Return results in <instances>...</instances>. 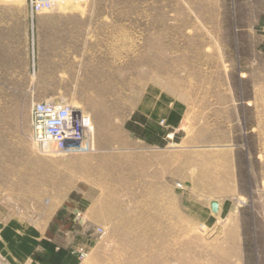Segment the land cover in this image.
Returning a JSON list of instances; mask_svg holds the SVG:
<instances>
[{"label": "rangeland", "instance_id": "obj_1", "mask_svg": "<svg viewBox=\"0 0 264 264\" xmlns=\"http://www.w3.org/2000/svg\"><path fill=\"white\" fill-rule=\"evenodd\" d=\"M51 101L82 113L87 149H42ZM33 247L264 264V0H0V264Z\"/></svg>", "mask_w": 264, "mask_h": 264}, {"label": "built area", "instance_id": "obj_2", "mask_svg": "<svg viewBox=\"0 0 264 264\" xmlns=\"http://www.w3.org/2000/svg\"><path fill=\"white\" fill-rule=\"evenodd\" d=\"M59 0H29L30 15L51 11ZM31 125L36 140L54 145L60 154L83 151L88 148L89 124L80 111L63 102H43L32 109ZM82 256V250H79Z\"/></svg>", "mask_w": 264, "mask_h": 264}, {"label": "crops", "instance_id": "obj_3", "mask_svg": "<svg viewBox=\"0 0 264 264\" xmlns=\"http://www.w3.org/2000/svg\"><path fill=\"white\" fill-rule=\"evenodd\" d=\"M24 26H26V25L24 24ZM63 58H64V59H63L62 62L60 61V59H59V61H57L56 58H55V60H53V62H52V66H53L52 71H53V72H58V73H56V75H60V73H59V72H60V69H58L57 67L60 66L61 63H62V65H64L63 71H61V72H63L64 74H65V72L70 73L69 66L65 69V65H67V64H66L65 56H63ZM68 65H69V64H68ZM65 70H67V71H65ZM37 251H38V247H35V248L33 247V248H32L31 250H29L28 253L26 254V258L28 259L29 262H31V264H41V263L39 262V260H36L35 257H34V255H35V253H36ZM51 251L55 254V252H57L58 249L55 248L54 250L52 249ZM53 253H52V254H53ZM72 262H73V258H71V256H70L69 254H66V255L62 258L60 264H72Z\"/></svg>", "mask_w": 264, "mask_h": 264}, {"label": "water", "instance_id": "obj_4", "mask_svg": "<svg viewBox=\"0 0 264 264\" xmlns=\"http://www.w3.org/2000/svg\"><path fill=\"white\" fill-rule=\"evenodd\" d=\"M212 213H217L218 211V203L217 202H212L210 205Z\"/></svg>", "mask_w": 264, "mask_h": 264}, {"label": "bare ground", "instance_id": "obj_5", "mask_svg": "<svg viewBox=\"0 0 264 264\" xmlns=\"http://www.w3.org/2000/svg\"><path fill=\"white\" fill-rule=\"evenodd\" d=\"M42 149H44V151L48 152V145L46 143H43Z\"/></svg>", "mask_w": 264, "mask_h": 264}]
</instances>
